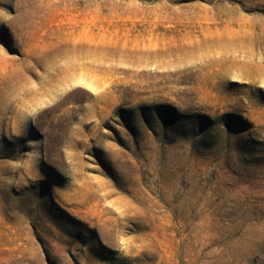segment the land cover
Wrapping results in <instances>:
<instances>
[{
    "label": "rangeland",
    "instance_id": "374dc122",
    "mask_svg": "<svg viewBox=\"0 0 264 264\" xmlns=\"http://www.w3.org/2000/svg\"><path fill=\"white\" fill-rule=\"evenodd\" d=\"M0 264H264V0H0Z\"/></svg>",
    "mask_w": 264,
    "mask_h": 264
}]
</instances>
